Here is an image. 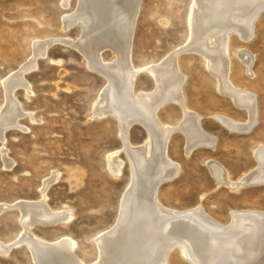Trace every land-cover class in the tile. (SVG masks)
Segmentation results:
<instances>
[{
    "label": "rangeland",
    "instance_id": "rangeland-1",
    "mask_svg": "<svg viewBox=\"0 0 264 264\" xmlns=\"http://www.w3.org/2000/svg\"><path fill=\"white\" fill-rule=\"evenodd\" d=\"M192 1L141 0L129 63L143 69L135 79L136 91L151 93L157 84L146 67L178 54L186 77L187 106L199 115L216 143L188 150L185 133L174 131L167 151L181 170L160 185L158 197L164 205L179 210L202 204L206 213L226 224L234 210L264 213V182L233 190L219 182L211 166L222 165L232 179L258 166L255 149L264 143V11L256 19L254 36L245 41L233 33L229 42L231 77L254 93L257 101L256 125L240 132L217 117L245 122L247 109L217 86V77L202 54L184 48L190 35ZM77 9V0H0V114L11 88L20 110L17 124L0 135V245L9 247H0V264H36L29 245L21 239L28 218L19 206L21 201L34 206L45 201L53 213L71 211L68 223L38 221L32 232L49 241L72 237L79 243L77 254L95 261L94 239L116 221L130 181L120 121L113 113L97 115L95 110L108 85L101 62L108 63L112 71L119 55L109 46L102 50L101 61L86 53L87 29L81 22L66 21ZM244 52L250 55L247 64L241 61ZM31 59H35L33 67L20 74L22 82L9 89L7 83ZM158 114L160 121L175 127L184 111L173 100ZM143 121H134L129 128L134 144L148 139ZM115 151L124 160L118 178L108 165V155ZM167 263L194 264L179 247L171 250Z\"/></svg>",
    "mask_w": 264,
    "mask_h": 264
},
{
    "label": "bare ground",
    "instance_id": "bare-ground-1",
    "mask_svg": "<svg viewBox=\"0 0 264 264\" xmlns=\"http://www.w3.org/2000/svg\"><path fill=\"white\" fill-rule=\"evenodd\" d=\"M77 4V11L67 15L66 21L77 25L81 22L87 29L86 53L101 61L102 50L109 46L119 55L112 71L108 63L101 62L108 85L95 110L97 115L113 113L118 117L131 175L116 221L107 231L92 238L96 246L93 262L77 254L79 243L72 237L49 241L32 232V225L38 221L68 223L73 217L71 211L58 214L50 211L45 201L39 206L21 201L19 206L23 214L28 215L21 239L29 245L35 263L168 264L172 246L178 245L194 264H264L263 212L234 210L230 222L225 224L206 213L202 204L179 210L164 205L158 197L160 185L176 177L181 170L167 151L172 133L176 130L185 133L188 150L201 145L214 147L216 138L204 129L199 115L187 106L183 93L186 77L178 54L167 55L160 63L146 67L157 84L154 92L136 91L135 79L143 69L136 64L131 66L130 52L141 0H77ZM191 10L190 35L184 48L202 54L205 65L217 77V86L248 112L245 122L220 114L217 118L231 130L249 131L258 120L257 101L254 93L238 86L231 77L229 42L233 33H238L245 41L254 36L256 19L264 11V0H193ZM241 58L247 64L250 55L244 52ZM34 60L17 72L19 76L12 83H7L9 89L10 85L22 82L20 74L23 76L35 64ZM12 90H8L0 114L1 136L10 125L17 124L20 115ZM173 100L178 101L184 111L175 127L158 119L159 110ZM137 120H144L142 123L148 131V139L141 144H134L129 136V128ZM118 153L108 155L109 169L116 178L120 177L124 166ZM255 154L258 166L238 179H232L229 170L218 163L211 166L220 183L238 190L244 185L264 182V143L256 147Z\"/></svg>",
    "mask_w": 264,
    "mask_h": 264
},
{
    "label": "water",
    "instance_id": "water-1",
    "mask_svg": "<svg viewBox=\"0 0 264 264\" xmlns=\"http://www.w3.org/2000/svg\"><path fill=\"white\" fill-rule=\"evenodd\" d=\"M12 208H13V207H12ZM7 209H9V207H8ZM14 245H16V244H14ZM175 247H178V245H174V246H172L171 249H174Z\"/></svg>",
    "mask_w": 264,
    "mask_h": 264
}]
</instances>
